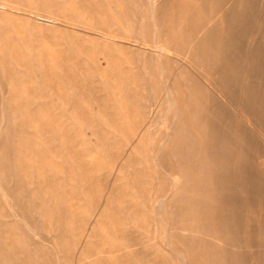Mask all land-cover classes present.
I'll return each mask as SVG.
<instances>
[{
  "label": "rangeland",
  "instance_id": "374dc122",
  "mask_svg": "<svg viewBox=\"0 0 264 264\" xmlns=\"http://www.w3.org/2000/svg\"><path fill=\"white\" fill-rule=\"evenodd\" d=\"M9 1H11V3L14 4L12 5L13 7L8 4ZM9 1L0 2L1 4L0 5V8H1L0 10L1 12L0 13V19H1L0 20V34L5 31L4 36L7 38L6 40L8 42L10 40L11 42V43L9 42L8 45L10 49L13 48L14 50L13 51L11 49L9 51L7 47H4V49H2L3 52L2 51L0 52V57H2L0 58L1 59L0 60V66H1L0 67V80H1L0 82L2 83L0 87L1 88L0 89L1 90L0 91V97H1L0 98V125L1 124L3 125V126L2 125L0 126V176H1L0 177V192H1L0 193V236H1L0 242L2 243V244L0 243V252L2 253V254L0 253V256L3 255V258H4L3 259L2 256L0 257V264L1 263L7 264L9 260L10 262L8 264H14V263L18 264V262H16L18 260H20L19 264L20 263L21 264H74L73 262H76L75 264L77 263L78 264H152V263L153 264H181V263L186 264V260H185L186 257L184 256L181 257V252H183V249L180 246V238L178 236L171 237V234H170V232H172L170 230L172 226L177 224V222H175L173 219L174 218L173 209L175 207L178 208L184 202H167V201L171 200L175 192L178 191L179 184L183 183V185L181 184L182 187L180 189L183 190V192L181 190V193H184L186 191L188 192L191 190V187L193 186L192 184L193 182L190 181L191 183L190 184L189 180H186V182L185 180L182 181L181 179L183 178L182 177L183 174L180 173V170H177L175 168H167V167L168 165L173 166L175 164L174 161L178 160L179 157H182L185 160L184 162L186 163V165L189 166L188 164H191L190 168L194 170L195 172H198L199 176L201 175L202 171H205L202 174L206 173V169L209 175L210 174L212 175V173L215 171V170H212V168L215 169V166H214L215 163L211 159L205 160L204 159L205 151L203 150L199 151L198 149L200 146H203V144L200 143V137L202 135L203 129L200 125L201 121H199L198 119H197L198 121H195L194 123L190 122L192 120L191 117L193 116H196V117H199V116H209L210 117L211 116V118L214 119V124L221 122V120H225L227 123L228 122L231 123V127H229L231 134H233L235 130H239V132L241 133V137L244 140V143L242 144L243 150H240L239 152L237 149H234L232 151L231 158H229L228 156V164L230 168V159L232 163H234V161L236 160L238 156L241 159H243L245 163H247L251 182H249V185H248L249 187H247L246 190H245V187L241 188L242 191L237 192L234 195V200L232 202L234 204V207L231 208V210L233 211L232 212L233 214L232 213L229 214L225 212H218V214L222 215L220 217L227 216L228 218L230 217L231 219L235 218L234 222L231 225L232 227H235V229L233 230L234 233H233L232 240L235 244L241 245V247L239 249L232 248V247H227V248L221 247L222 248L221 249L220 246H218L215 243V241L208 240L204 238L203 236H199L194 239V244H196L195 245L196 247L199 246L198 247L199 249L201 248L202 249L200 250L201 252L198 249L199 253L196 252L195 250L196 253H195V256H193L192 258V260L194 259L193 260L194 262L192 261V264H229V262L231 261L230 259L236 260L237 256H238V259L236 260L237 262H235V264L240 263L241 262L240 260L242 259H244V261L242 260L240 264H264V202H261L262 199L264 198V54L260 55V57L254 55V63H257L258 65H255L253 67L254 69L252 70V72L249 73L248 75L249 77L247 78L246 77L244 78V75L242 73L243 70L245 71V69L243 68H246V63L242 65V63L239 62L241 65L240 67L241 69H239L238 74H235V76L238 77L237 78L238 88L234 91V93L237 96L241 88H246L247 91L249 88V91L251 93L250 105L247 108H245L246 106L244 104L242 108H240L242 119H240L238 116L232 117L229 109H227L223 105H220L219 101H216V100H214L215 105L213 108V113H211L210 115L209 110L208 111L206 110L207 113L205 111H201L204 106H202L201 104H198L200 103L199 100H207L208 98H211L210 93H208L205 90V87L203 86L202 82H200L195 71H193L190 68L189 70L188 68H185V71L182 69L178 70V68H176L177 63L175 60V57L177 56L174 54V51L165 49L166 45L167 46L170 45L169 48L171 47L177 48L176 40H173V39L168 40V38H170L176 32L175 29L177 27L176 25L179 19V16H178L179 6L185 3L184 0H161V2L159 3L157 2L158 4L149 3V2L147 3V1L144 0L147 4L145 5L144 9L141 12L139 11V13L140 14L144 13L145 16L146 15L151 16V15L157 14L158 17L161 18V31H160L161 34L159 32L158 35H155L157 33L154 34L153 25L151 21L150 22L146 21V23H144V26L139 31H136V29L139 28L138 26H140V23L137 24L136 18L134 16L132 18V15H130L129 18L127 16L124 17V15L121 14V12L124 10H128L131 14L130 10L131 9L134 10L133 8H136V1H134L135 3H133L132 2L133 0H129V1L125 0L126 2L124 0H107V1L106 0H83V1L82 0H68V1L52 0V2H50L51 0H48L52 4L51 8L53 7L54 9L53 8L51 9L50 6H48L51 11L46 7H45L46 8L45 10L46 11L49 10L51 14L54 13V10L57 11L53 15L57 18L54 17L55 19L53 20H52L51 15H48V13H44V11L41 10L42 7L39 6V4H33V3L31 4V0L20 1L21 3L28 5V7L27 6L20 7V5H17V3H15V0H9ZM16 1H19V0H16ZM71 1L72 2L74 1V2L72 3ZM233 1L235 0H231V2ZM55 2L57 4H55ZM109 3L110 5H108ZM130 3L131 4L133 3L134 7H132L133 4L131 5ZM24 7L26 10L24 9ZM76 7L78 8V10L76 9ZM193 7H194V4L191 1L187 2L183 10L184 13L181 14V18H184V19L186 18V24H189L192 20V16L187 18L186 14ZM35 8H36V12L40 11L39 13L40 22L39 23L43 26L32 25V23L29 22L30 21L29 18H32L31 14L35 12L33 11L35 10ZM244 8L246 10H244ZM253 8H254V11H253ZM263 8H264V0H246V3L243 5V7L239 11V16L236 22L238 31L236 35L237 37L236 45L237 46L235 48V52L237 55H239V57L242 60L244 59L246 60L247 53L249 51H252V49H255L261 45H264V40H263L264 31L260 33L261 36L259 35V38L257 40L252 41L250 38L251 35L254 33V30L258 27L259 20L264 18V12L262 11ZM64 9L66 10L64 11ZM71 9H74V10H71ZM6 13H9V14H6ZM256 13L257 14L259 13L260 15H257ZM261 13L263 14L261 15ZM4 14L6 15L7 18L6 17L3 18ZM65 14L67 15V17H65L66 16ZM74 14H76L77 16L75 17V19H74V16H75ZM27 15L28 16L30 15L29 18ZM47 16H49L48 17V19L50 18L49 20H47L46 18ZM19 17L21 18L17 19ZM64 17H65V20H64ZM66 18L67 19L69 18L70 22L69 20H66ZM94 18H97V19L94 20ZM81 19L84 20V23H83V20ZM249 19H250V22L247 23L248 24L247 25L246 22ZM71 20L73 22H71ZM74 20L76 23L74 22ZM14 21L15 23H13ZM88 22H89V25H88ZM134 22H136V24ZM263 22H264V19H263ZM94 23H97V24H94ZM251 23L253 26H251ZM3 24H4V27H2ZM78 25L80 27H78ZM103 25H105V27H103ZM56 26H57V29L55 31ZM58 27L60 28L59 30L62 33L59 32ZM3 28L4 29L8 28V29L4 30ZM12 28L14 29V31ZM22 28H23V31H22ZM52 28L54 29L52 30ZM196 28L197 26H193L192 29L185 28L186 29L185 34L186 35L191 34L192 31L195 30ZM120 29H122L121 32H120ZM18 31H21V34ZM30 31L32 34L30 33ZM24 32L28 33L27 34L28 36L25 35ZM111 33L117 34L119 37H114L113 41L112 40L109 41L106 38H108L110 36L109 34ZM6 34H10V35H6ZM123 34L124 35L127 34L128 36L127 35L124 36ZM52 35H55V38H53ZM71 36L72 37L74 36L73 37L74 40L73 38H71ZM13 37H14L15 42L13 40ZM51 37L53 39H51ZM63 37H66V38L63 40ZM84 37H86L87 40H85ZM25 38L29 42H26ZM75 40H77V42ZM114 40L117 42H115ZM143 41H146L147 45H143L141 43ZM54 42L56 43L55 45H54ZM251 42H254V43L256 42V43L253 44L254 46H252ZM39 43L43 45L44 50L46 49L45 51H43V53L41 52L42 55L38 54L37 47H35ZM28 46H29V49H28ZM144 46H146V48ZM60 48H62L65 51L63 50L61 51ZM17 49H18V53L22 52L23 54L20 53L17 55ZM93 49H95V51ZM6 50H8L7 51L8 55L6 54ZM186 50H187V45H183L179 47L180 52L186 51ZM11 51H13L14 53ZM104 51L107 52V56H109V59L108 57L102 54V52ZM143 51L145 52L142 55ZM32 52L34 55L32 54ZM14 54L16 55L17 58L15 57ZM24 54L28 58V62L25 61L27 65L25 63L23 64L22 62H18L16 60L19 58H24L23 56H21ZM93 55L95 56L93 57ZM7 56L9 57L7 58ZM110 58L113 59V61ZM157 59H159L158 60L159 63L157 62ZM49 60H52L51 65H50ZM146 63H150V64L147 65ZM3 65L4 67L6 66L7 68L11 66L12 68L17 69L16 71L18 72V78H17L18 80H19V77L32 78L35 75L37 79L39 80V83L42 86L41 91L44 93L43 94L40 91V96L42 95L40 97L41 99L38 98L35 101H32L31 103V100L34 99L33 97L34 91L33 93L32 92L20 93L18 89H15L16 91L14 89H13L14 91L10 90L9 79L6 77V80L5 79L3 80V77H2L4 76L2 75L3 68H4ZM35 65H38V66H35ZM26 67L28 68L26 69ZM40 67H44V68L41 69ZM50 69L51 70L55 69V71H53L54 73H50L51 72ZM103 69L105 73L103 72ZM144 70H146V72H144ZM153 71L155 72L153 73ZM46 72L48 73V75L51 74L53 76H59V77H62L63 79L64 78L66 79L67 75L70 76L69 81L72 82L73 84L71 85L72 88L68 89V94L71 97L72 102L68 103L66 101L67 100L65 99L66 92L58 94L56 90L53 91V90L47 89L44 86V81H43L44 76L43 75ZM131 72L134 74L132 75ZM19 73L22 75H20ZM151 73L155 75H152ZM54 74H57V75H54ZM149 74L151 77H149ZM29 75L32 77H30ZM163 75H165V77ZM172 76H173L172 78L173 81L172 80L168 81V79L170 80ZM136 77L138 78V80ZM18 80H15V81L17 82ZM104 80L106 82H104ZM139 80L140 81L143 80V81L140 83L138 82ZM128 82L130 83V85L128 84ZM162 83L164 84L162 85ZM141 84H143L142 86H144L143 89H142ZM154 84L155 86L158 85L155 89H153ZM5 86H6V89H4ZM2 88L4 90H2ZM192 88L193 89L195 88V91L199 90V92H196V95L194 98L195 100L192 99L195 94V91ZM162 89L165 92H166L165 89H170L172 98L171 96H169L168 100L165 99L167 101L163 103L162 110L159 112H155L157 108L155 107V105H152V104L154 103L153 101L156 100V96L158 95L157 97L159 98V95L163 96L166 94L165 92H162V94H160L161 91H163ZM43 90H45L46 93ZM105 90H108V91H105ZM259 91L262 92L261 98L258 96V93H257ZM137 92H139L140 95L137 96L138 94ZM155 92L157 95L155 94L154 96L153 93ZM192 92L193 94H191ZM111 93L113 97L111 96ZM14 94L16 97L14 96ZM132 95L134 96V98ZM140 96L143 98H140ZM151 96L155 98H152ZM28 97H32V98L28 99ZM114 97L116 98L115 100H114ZM182 98L184 102L182 101ZM12 99H15L17 102H19L20 106L21 105L22 106L31 105V107L33 108H37V107L40 109L43 108L41 109L42 111L41 115L43 116V118L39 120L40 123H42L43 121H44L43 124L46 122H51L53 123V125L52 126L36 125L35 123H33V121L30 122L29 118H24L22 120L18 116H15L16 113H14L12 110L8 108L9 106H11V104L14 101ZM142 99L144 101L146 99L147 100L145 101V103H143ZM25 100L26 101L30 100V101L29 102L27 101L28 102L27 103V102H24ZM188 100H191V101H188ZM139 101L141 102L139 103ZM170 101L172 102L175 101L176 103L175 102L172 103ZM194 101H196V103ZM52 102L55 104L56 110L60 112L64 110L63 112L65 114L69 112L68 115L64 114L66 118L59 117V116L50 117L49 118L51 119L50 121L48 118H46L45 108L49 106L54 109V104H52ZM132 102H133V105H131ZM43 103H47V105L46 104L43 105ZM48 104H52V105H48ZM79 104H81L80 108H79ZM139 104L142 105L143 107L139 106ZM112 106L113 108L111 110ZM174 106L175 107L177 106V108L175 109ZM63 107L64 109H62ZM74 107L77 109L75 113L73 111ZM78 108L83 111H79ZM171 108H173L174 110ZM91 109H94V110H91ZM190 109L194 112H192ZM237 109H239L238 106L234 108V111L236 112ZM84 110L86 111L84 112ZM141 110H143V113ZM83 113L89 114V116L84 115L86 116L84 118L82 117ZM141 113L143 115H141ZM172 113L174 115H172ZM15 118H18V119H15ZM61 118L63 122H65V124H61L63 122H59ZM170 118L175 119V120L173 121ZM185 118H187L186 121H185ZM125 119H128L130 123H128V121ZM146 119H147V122H146ZM70 120L72 121V123ZM116 120L118 121L116 122ZM244 120H247V122ZM57 121L61 124V126H59V123ZM17 122L18 123L20 122V123L18 124ZM97 122L99 123V125L96 124ZM119 122L122 125L121 124L118 125ZM66 123H68L69 125H67ZM82 123H84V125ZM136 123H138L139 125ZM148 123L151 127L148 126ZM181 123H183V125ZM170 124H173V125H170ZM18 125H21V127ZM57 126H59L60 128H58ZM30 127H32V129H30ZM53 128L54 129L57 128L56 131ZM123 128L124 130L125 129L126 130L125 131L122 130ZM132 128H133V131H132ZM179 128H182L183 130L182 129L178 130ZM85 131H86V134H85ZM126 131H130V132H126ZM144 131H145V136H144L145 138L143 137V140H142V138L140 137L141 136L140 134H142ZM177 132L180 133L181 136L178 135ZM106 133L108 136H106ZM128 133L129 134L131 133V134L129 135ZM200 133L201 135H199ZM191 135H194V136H191ZM196 136H198V138H196ZM146 137L149 138L148 141L146 140L147 139ZM188 137L189 138L191 137V139L189 140ZM25 138L26 139L30 138V139L29 141L28 140L25 141ZM183 138L188 140V141L186 140L188 142V143L186 142L187 146H185V141H183ZM11 139H13L12 140L13 142L10 141ZM110 139H112L113 141ZM167 139H169L170 141ZM192 139L194 140L195 143H193ZM49 140H52V141H49ZM83 140L87 141V143H85ZM120 141H122V143ZM145 141H147L149 144H147V142L144 143ZM171 141L173 143H171ZM34 142L37 145L36 144L34 145ZM41 143L43 144V146ZM94 143H95V147H94ZM167 143H169L170 145H167ZM54 146H57L58 148L56 147L54 148ZM81 147L84 148V152L86 153L81 152L82 151ZM167 147L169 151H167ZM53 148L55 149V151ZM131 148L135 150V153H134V150H132L133 152H131ZM187 148L188 150H185ZM193 148H196L198 150L193 149ZM49 150L50 151L52 150V151L50 152ZM47 151L49 155L47 154ZM41 152H43V155H42L43 158L41 157V154H42ZM94 152L96 153L94 154ZM176 153L178 154L176 155ZM145 154H147V156ZM80 155H81V159H80ZM97 155H98V158H97ZM140 155H142V157ZM174 155L176 156L174 157ZM126 156L128 157V160H125L127 159ZM52 157H54V159ZM95 157L98 160H96ZM28 158H31V159H28ZM144 158H147V159L149 158L150 160H147ZM37 159H39V162ZM158 159L159 161H157ZM145 160L147 161L145 162ZM196 160H202V162H199ZM136 161H138L139 164ZM191 161L194 162V164L191 163ZM210 161L213 162L212 165ZM92 162H95V164L97 165H94V163ZM135 162H136V165H135ZM156 162L157 164L155 167L161 166V167H158V169L160 168L161 170L159 169V171L157 172V168H155L156 171L153 172L154 168H150V167H153L152 165H155ZM224 163L227 165L226 159H224ZM68 164H69V167H68ZM127 164H128V167H127ZM137 165L138 166L141 165L140 166L141 172H140V168L139 170H137L138 169ZM192 165L194 166L192 167ZM92 166L94 168H92ZM26 167L27 169L28 167L31 169H28L27 171ZM70 167L73 169H71ZM95 167H97V169ZM134 167L135 168L137 167V168L135 169ZM8 168H11L12 171L11 170L9 171ZM91 168L93 171L91 170ZM114 168L115 169L117 168L116 169L117 171L114 170ZM98 169L101 171L103 170L102 171L103 173H101ZM94 170L97 171V173H95L96 175L92 173L94 172ZM50 171L52 172L50 173ZM71 171L73 173H71ZM137 171H139L138 172L139 174L137 173ZM156 172L159 175H157ZM119 173L122 175H120ZM168 173L170 174V176ZM142 174L143 176L141 177L140 175ZM214 174L212 175V177L214 176ZM90 176L93 177V179ZM199 176L197 175V177L200 179L201 176L203 175H201L200 177ZM12 177H13V181H12ZM99 177H101L102 179H99ZM112 177L113 179L117 178L118 184L113 192V195L109 198L108 200L109 204H108V201H105L106 194L103 191L104 189L107 188V187L105 188V186H107L109 182L110 183L112 182L113 180ZM120 177H124V178L126 177L125 178L126 180L124 178L121 179ZM168 177H169V180H168ZM174 178L177 180H175ZM17 179H18V183H17ZM91 179L93 180L92 183H91ZM105 180L107 183L105 182ZM124 181L126 182V184H124ZM93 183L94 185H92ZM143 183L146 185V187ZM186 183H189L191 186ZM56 184L57 185L59 184L60 186L58 185L57 187ZM137 184H140L138 185V188H137L139 189L140 192L138 190L136 191H138L140 194L136 192L135 190H133L132 188L133 186L135 189ZM62 185L63 186L65 185V186L63 187ZM119 185H122V186L120 187ZM124 185H125V188H124ZM158 185L159 187L157 188ZM102 186L104 188H101ZM126 186H128L129 189ZM92 187L93 189H91ZM99 187L101 188V190H99L100 192L98 191ZM185 187H186V190H185ZM121 188H122V191L125 192V194L127 192L128 193L126 195L123 194L124 192L120 190ZM38 189L39 191H37ZM144 190H145V193L142 192ZM118 191H121L123 196L121 192L119 196ZM91 193H93V195ZM143 193L146 195V197ZM14 194L16 197H18L17 199L20 202L16 201L17 199L15 196H13ZM159 195L162 197H160ZM9 196L11 197V199L9 198ZM75 196L79 199H77ZM130 196H131V199H130ZM7 197L9 198V200L6 199ZM120 198L122 200L125 198L124 200L127 202H125L124 200L122 201ZM225 198H228L227 194H225ZM110 200L112 201L110 202ZM106 202L108 205L106 204ZM197 203L199 204V202ZM200 203L202 204L200 205V208L203 214H205L206 211L209 212L206 209H210L211 206L213 207L212 209H216L217 205L218 206L222 205L223 208H225L224 206L228 205L227 202H200ZM100 204H102L103 206ZM128 204L129 206H127ZM142 204L146 208H144ZM134 206H137V207H134ZM107 207L108 209L109 207H112L113 209L112 208L110 209L116 212H112V215H111V210L110 209L108 210ZM98 208L102 209V210L99 209L101 212L98 210ZM133 208L135 210L137 209L138 211L136 210L135 212ZM23 210L26 211V214H24L25 211L21 212ZM17 211L19 214L21 213L20 215L21 217H19V215L16 213ZM99 212L100 214H103V215H100ZM43 213H45L46 215ZM139 213H140V216H139ZM222 213H224V215ZM16 214L18 217L16 216ZM38 215L41 218H39ZM97 215L101 217V219ZM136 215L139 217H135ZM20 218L22 220H20ZM24 218L25 219L27 218L26 221L29 227H27V224ZM67 218H68V221H67ZM36 219H37V222L35 221ZM40 219L41 221L39 222ZM99 220H103V223L102 221H99ZM122 221H125V222H122ZM42 222L43 223L45 222V224H43ZM100 222H101V225H100ZM185 223L186 222H184V225ZM32 225L35 227L31 228L30 226ZM103 225H105L106 227ZM121 226L122 227L124 226L125 228L123 227V229L121 230L122 228ZM35 228L36 230H32ZM52 229L53 231H51ZM93 229L95 230L93 231ZM63 230H66V231L64 232ZM83 232L84 234L85 232H87L88 234L86 233V235H84L82 234ZM5 234L8 236H6ZM54 234L56 235L59 234L58 236L60 237L56 236L57 237L56 238ZM62 235L65 237H63ZM89 235H91V237ZM84 236L86 239L84 238ZM80 237H81V240L83 238L85 240L83 239L81 241ZM127 237H129V239H127ZM52 240L54 242H52ZM22 241L27 242L26 243L27 246L24 245L25 243ZM35 243L37 245H35ZM201 243H204V244H201ZM78 244H79V247H78ZM195 246H194V249L196 248ZM86 247L87 249H85ZM2 248L4 249L3 251L6 252V255L9 256L8 257L9 260L5 259L7 258V256H5V253L2 251ZM169 248L172 250L171 252ZM39 249H41V251ZM236 250L237 252L239 251V253H237ZM8 251H10L11 253ZM76 251H77V254H76ZM95 251L99 253L96 254ZM120 251H122V254H120L121 253ZM177 251H179L178 252L179 254L176 253ZM220 251H222L224 255L222 254V252L219 253ZM41 252H43L45 255ZM104 252L106 253L103 254ZM41 254H43L44 256ZM196 254H199V255H196ZM200 254H201L200 258L196 257V256H200ZM217 254H219L218 256L220 259L217 258L218 257ZM215 255L217 257H215ZM14 257H16L17 259ZM74 257L76 258V260ZM239 257L242 259H240ZM224 259L227 261L229 260V262L225 261ZM5 260L6 262L4 263ZM184 260L185 262L183 263ZM206 260L208 263L206 262ZM231 263H233V261H231Z\"/></svg>",
  "mask_w": 264,
  "mask_h": 264
},
{
  "label": "bare ground",
  "instance_id": "6f19581e",
  "mask_svg": "<svg viewBox=\"0 0 264 264\" xmlns=\"http://www.w3.org/2000/svg\"><path fill=\"white\" fill-rule=\"evenodd\" d=\"M4 2V1H9V0H0V2ZM20 1H22V0H19V1H16L15 0V3H17V5H20V7H23V6H27L28 7V5H25L24 3H21ZM24 1V0H23ZM64 1V0H63ZM66 1H68V0H66ZM83 1V0H82ZM107 1V0H106ZM125 1V0H124ZM129 1V0H128ZM134 1H136V8H133L134 10H130L131 11V14H130V12L128 11V10H124V11H122L121 12V14L122 15H124V17L125 16H127L128 18L130 17V15H132V18H133V16L136 18V22H137V24L138 23H140V26H138L137 28L138 29H136V31H139L143 26H144V23H146V21H151V23H152V25H153V30H154V34L155 33H157V34H155V35H158V33L161 31V18L160 17H158V15L157 14H154V15H151V16H148V15H144V13H142V14H140L139 13V11L141 12L143 9H144V7H145V5L149 2V3H155V4H158L159 2H161V0H146L147 1V3L144 1V0H133L132 2L133 3H135ZM189 1H191L193 4H194V7L192 8V9H190L188 12H187V18H189V17H191L192 16V20H191V22L189 23V24H186V18L184 19V18H181V14H183L184 13V7H185V5H186V3L187 2H189ZM229 0H184V4H182L181 6H179V19H178V23H177V27H176V29H175V34L174 35H172L170 38H168V40L169 39H173V40H176V47L177 48H169V46H167L166 45V47H165V49L166 50H172V51H174V54L177 56V57H175V60H176V63H177V67L176 68H178V70H184L185 71V68H188V70H189V68L190 69H192L193 71H195V73H196V75H197V77L199 78V80H200V82H202V84H203V86L205 87V90L208 92V93H210V97L211 98H208L207 100H199L200 101V103H198V104H201L202 106H204L203 107V109L201 110V111H205L206 113H207V111L209 110L210 111V115H211V113H213V108H214V100H216V101H219V104L220 105H223V106H225L227 109H229V111H230V113H231V115H232V117H234V116H238L240 119H242V116H241V112H240V108H242V106L245 104V108H247L249 105H250V96H251V93H250V91H249V88H248V91H247V89L246 88H241V90H240V92H239V94H237V96L235 95V93H234V91L238 88V80H237V76H235V74H238V72H239V69H241L240 67H241V65H240V63L239 62H241L242 63V65L244 64V63H246V68H243V69H245V71L243 72L242 71V73H243V75H244V78L246 77H249L248 75H249V73L250 72H252V70L254 69L253 67L255 66V65H258L257 63H254V55H256V56H258V57H260V55H262V54H264V45H261V46H259V47H257V48H255V49H252V51H249L248 53H247V57H246V60L244 59V60H242L240 57H239V55H237L236 54V52H235V48H236V39H237V37H236V35H237V31H238V28H237V26H236V22H237V18H238V16H239V11H240V9L243 7V5L246 3V0H235V1H233V2H231V0L228 2ZM50 2H52V0L50 1ZM48 0H31V4L33 3V4H39V6H41L42 7V9L41 10H43L44 11V13H48V15H51V17H52V20L53 19H55V18H57V17H55V16H53L54 15V13L55 12H57L56 10H54V13L53 14H51L50 12H49V7L48 6H50V8H51V3H50ZM60 2V1H59ZM72 2V1H71ZM74 2V1H73ZM72 2V3H73ZM126 2V1H125ZM131 2V1H130ZM158 2V3H157ZM54 3V2H53ZM95 3V2H94ZM132 3V4H133ZM9 5H14L13 3H11V1H9V3H8ZM55 4H57L56 2H55ZM70 4V3H69ZM68 4V5H69ZM101 4H102V2H101ZM129 4V3H128ZM131 4V3H130ZM131 4V5H132ZM1 5V4H0ZM2 5H3V3H2ZM71 5V4H70ZM77 5V4H76ZM108 5H110V3L108 4ZM254 5V4H253ZM15 6H16V4H15ZM34 6V5H33ZM62 6V5H61ZM83 6V5H82ZM152 6V5H151ZM10 7V6H9ZM13 7V6H12ZM25 7H24V9H25ZM30 7V6H29ZM48 8L49 10L48 11H46L45 9L46 8ZM123 7V6H122ZM132 7H134V4L132 5ZM53 8V7H52ZM51 8V9H52ZM64 8H66V7H64ZM69 8H71V7H69ZM112 8V7H111ZM110 8V9H111ZM246 8V7H245ZM244 8V10H246ZM248 8H249V6H248ZM247 8V9H248ZM29 9V8H28ZM34 9V8H33ZM54 9V8H53ZM76 9L78 10V8L76 7ZM89 9V8H88ZM0 10H1V8H0ZM20 10V9H19ZM26 10V9H25ZM32 10V9H31ZM66 9H64V11H65ZM69 10V9H68ZM67 10V11H68ZM71 10H74V9H71ZM87 10V9H86ZM261 10V9H260ZM30 11V10H29ZM33 11H35L34 13H32L31 15H32V18H29V16H28V18L30 19V23H32V25H39V26H43V25H41L39 22V13H40V11H37L36 12V8H35V10H33ZM51 11V10H50ZM63 11V12H64ZM150 11H151V9H150ZM250 11V10H249ZM253 11H254V8H253ZM263 12H264V8H263V10H262ZM261 11V12H262ZM15 12V11H14ZM25 12V11H24ZM28 12V11H27ZM73 12H75V11H73ZM87 12V11H86ZM104 12V11H103ZM244 12V11H243ZM247 12H248V10H247ZM246 12V13H247ZM251 12V11H250ZM255 12H256V10H255ZM260 12V11H259ZM1 13V12H0ZM16 13V12H15ZM43 13V14H44ZM61 13V12H60ZM59 13V14H60ZM66 13V12H65ZM71 13V12H70ZM77 13V12H76ZM80 13V12H79ZM6 14H9V13H6ZM73 14V13H72ZM78 14V13H77ZM81 14V13H80ZM88 14V13H87ZM255 14V13H254ZM257 14V13H256ZM263 13H261V15H262ZM5 15V14H4ZM3 15V18L4 17H6V15L4 16ZM18 15V14H17ZM46 15V14H45ZM63 15V14H62ZM66 15V14H65ZM75 15V16H74ZM73 16H74V19H75V17H77L76 16V14H74ZM241 15V14H240ZM248 15V14H247ZM257 15H260L259 13L257 14ZM21 16V15H20ZM23 16H25V15H23ZM22 16V17H23ZM42 16V15H41ZM64 16V15H63ZM48 17L49 16H47L46 18H47V20H49L48 19ZM55 17V18H54ZM65 17H67V15L65 16ZM65 17H64V20H65ZM126 17V18H127ZM243 17V16H242ZM250 17V16H249ZM7 18V17H6ZM5 18V19H6ZM21 17H19V18H17V19H20ZM27 18V17H26ZM25 18V19H26ZM80 18H82V17H80ZM261 18V17H260ZM28 19V20H29ZM79 19V18H78ZM85 19V18H84ZM95 19H97V18H94V20ZM255 19H256V17H255ZM264 19V18H263ZM263 19H260L259 20V25H258V27L254 30V33L251 35V40L253 41V40H257L258 38H259V35H260V33L261 32H263L264 30H263V28H264V22H263ZM1 20V19H0ZM66 20H69V18L67 19L66 18ZM81 20H83V19H81ZM8 21V20H7ZM11 21H12V19H11ZM16 21V20H15ZM15 21L13 22V23H15ZM55 21H57V20H55ZM4 22H5V20H4ZM19 22V21H18ZM69 22H70V20H69ZM71 22H73L72 20H71ZM74 22H75V20H74ZM136 22H134L135 24H136ZM250 22V19L246 22V24L247 23H249ZM2 23V22H1ZM9 23V22H8ZM12 23V22H11ZM56 23V22H55ZM76 23V22H75ZM83 23H84V20H83ZM255 23H256V21H255ZM7 24V23H6ZM18 24H20V23H18ZM48 24V23H47ZM67 24V23H66ZM71 24V23H70ZM94 24H97V23H94ZM2 25V24H1ZM13 25V24H12ZM16 25V24H15ZM56 25V24H55ZM58 25V24H57ZM68 25V24H67ZM87 25V24H86ZM86 25H85V27H86ZM88 25H89V22H88ZM248 25V24H247ZM20 26V25H19ZM38 26V27H39ZM61 26V25H60ZM77 26V25H76ZM137 26V25H136ZM193 26H197V28L195 29V30H193L192 31V33L191 34H188V35H186L185 34V30L186 29H192V27ZM251 26H253L252 25V23H251ZM250 26V27H251ZM2 27H4V24H3V26ZM78 27H80L79 25H78ZM103 27H105V25H103ZM50 28V27H49ZM124 28V27H123ZM186 28V29H185ZM4 29V28H3ZM8 29V28H7ZM6 28L4 29V30H7ZM13 29V28H12ZM51 29V28H50ZM49 29V30H50ZM54 28H52V30H53ZM56 29H57V26L55 27V31H56ZM60 28L58 27V30H59ZM62 30V29H61ZM83 30V29H82ZM90 30V29H89ZM121 30L122 29H120V32H121ZM124 30V29H123ZM248 30V29H247ZM250 30V29H249ZM252 30V29H251ZM13 31H14V29H13ZM22 31H23V28H22ZM91 31V30H90ZM136 31H134V32H136ZM5 32V31H4ZM1 33L0 34V52L2 51V49H4V47H7V49H9V51L12 49L13 50V48H11L10 49V47H9V42H10V40H9V42L6 40L7 38L4 36L5 35V33ZM20 34H21V31H18ZM54 32V31H53ZM59 32H61L60 30H59ZM113 32V31H112ZM25 33V32H24ZM30 33H31V31H30ZM49 33V32H48ZM62 33V32H61ZM69 33V32H68ZM14 34V33H13ZM28 33H25V35H27ZM32 34V33H31ZM36 34V33H35ZM55 34V33H54ZM66 34V33H65ZM64 34V35H65ZM160 34H161V32H160ZM6 35H10V34H6ZM34 35V34H33ZM60 35V34H59ZM59 35H57V36H59ZM63 35V36H64ZM67 35H69V34H67ZM70 35H72V34H70ZM93 35V34H92ZM110 36L108 37V38H106V39H108L109 41L110 40H112L113 41V39H114V37H119L117 34H114V33H111V34H109ZM124 35V34H123ZM127 35V34H126ZM126 35H124V36H126ZM249 35V34H248ZM28 36V35H27ZM53 36V38H55V35H52ZM61 36V35H60ZM128 36V35H127ZM261 36V35H260ZM12 37V36H11ZM16 37V36H15ZM39 37V36H38ZM62 37V36H61ZM74 37V36H73ZM72 36H71V38H73ZM96 37H97V35H96ZM34 38H35V36H34ZM52 37H51V39H53ZM58 38H60V37H58ZM66 37H63V40L65 39ZM85 38V40H87L86 39V37H84ZM247 38V37H246ZM27 39H28V37H27ZM30 39V38H29ZM83 39V38H82ZM93 39H94V37H93ZM13 40H14V37H13ZM25 40H26V38H25ZM40 40V39H39ZM43 40V39H42ZM67 40V39H66ZM73 40H74V38H73ZM91 40V39H90ZM264 40V39H263ZM33 41H34V39H33ZM32 41V42H33ZM50 41V40H49ZM48 41V42H49ZM76 42H77V40H75ZM92 41V40H91ZM115 41V40H114ZM14 42H15V40H14ZM26 42H29V41H27L26 40ZM83 42V41H82ZM115 42H117V41H115ZM11 43V42H10ZM52 43H53V41H52ZM108 43V42H107ZM143 45H147V43H146V41H143V42H141ZM249 43H250V41H249ZM256 43V42H255ZM254 42H251V44H252V46H254L253 44H255ZM56 43L54 42V45H55ZM11 45V44H10ZM21 45V44H20ZM59 45V44H58ZM57 45V46H58ZM132 45V44H131ZM183 45H187V50L186 51H182V52H180L179 51V47L180 46H183ZM23 46V45H22ZM51 46V45H50ZM60 46V45H59ZM62 46V45H61ZM83 46V45H82ZM81 46V47H82ZM249 46H250V44H249ZM14 47V46H13ZM24 47V46H23ZM33 47V46H32ZM35 47H37V50H38V54L39 55H42L41 54V52L43 53V51H45L44 50V47H43V45L41 44V43H39L37 46H35ZM111 47H112V45H111ZM145 48H146V46H144ZM83 48V47H82ZM88 48H89V46H88ZM106 48V47H105ZM253 48V47H252ZM19 49V48H18ZM18 49H17V55L18 54H20V53H22V52H19L18 53ZM28 49H29V46H28ZM27 49V50H28ZM61 49V51L63 50L62 48H60ZM69 49H71V48H69ZM142 49V48H141ZM249 49H251V48H249ZM248 49V50H249ZM26 50V49H25ZM33 50V49H32ZM57 50V49H56ZM94 51H95V49H93ZM245 50V49H244ZM8 50H6V54L8 55V52H7ZM14 51V50H13ZM13 51H11V52H13ZM20 51V50H19ZM63 51H65V50H63ZM70 51V50H69ZM91 51V50H90ZM89 51V52H90ZM3 52V51H2ZM4 52H5V50H4ZM11 52H10V54H11ZM30 52V51H29ZM77 52H79V51H77ZM83 52V51H82ZM144 52L145 51H143V53H142V55L144 54ZM14 53V52H13ZM72 53V52H71ZM70 53V54H71ZM84 53V52H83ZM105 53V54H104ZM23 54V53H22ZM32 54H33V52H32ZM62 54V53H61ZM94 54V53H93ZM102 54L103 55H105L106 57H108V59H109V56H107V52H102ZM15 55V54H14ZM34 55V54H33ZM54 55H56V54H54ZM65 55V54H64ZM74 55V54H73ZM158 55V54H157ZM10 56V55H9ZM9 56H7V58L9 57ZM21 56H23L24 58H19V59H16L18 62H22L23 64L25 63L26 64V62H28V58L26 57V55L24 54V55H21ZM20 56V57H21ZM48 56V55H47ZM91 56V55H90ZM95 55H93V57H94ZM15 57H16V55H15ZM14 57V58H15ZM36 57V56H35ZM56 57V56H55ZM111 57V56H110ZM0 58H2V57H0ZM17 58V57H16ZM77 58H78V56H77ZM76 58V59H77ZM82 58V57H81ZM119 58H121V57H119ZM56 59V58H55ZM111 59V58H110ZM146 59V58H145ZM1 60V59H0ZM10 60V59H9ZM30 60V59H29ZM35 60V59H34ZM81 60V59H80ZM112 61H113V59H111ZM158 60L159 59H157V62H158ZM26 61V62H25ZM36 61V60H35ZM50 61V65H51V61L52 60H49ZM115 61V60H114ZM145 61V60H144ZM2 62V61H1ZM13 62V61H12ZM79 62V61H78ZM119 62V61H118ZM21 63V64H22ZM34 63V62H33ZM87 63V62H86ZM159 63V62H158ZM30 64H32V63H30ZM40 64V63H39ZM83 64H85V63H83ZM89 64V63H88ZM137 64V63H136ZM145 64V63H144ZM147 65L148 64H150V63H146ZM155 64V63H154ZM2 65V64H1ZM13 65V64H12ZM27 65V64H26ZM25 65V66H26ZM123 65V64H122ZM146 65V66H147ZM24 66V65H23ZM35 66H38V65H35ZM53 66V65H52ZM89 66V65H88ZM106 66V65H105ZM143 66H145V65H143ZM1 67V66H0ZM3 67H4V65H3ZM122 67V66H121ZM127 67H128V65H127ZM242 67H244V66H242ZM28 67H26V69H27ZM38 68V67H37ZM36 68V69H37ZM41 69H43L44 67H40ZM51 68V67H50ZM61 68V67H60ZM108 68V67H107ZM148 68V67H147ZM102 69V68H101ZM130 69H131V67H130ZM129 69V70H130ZM144 69H145V67H144ZM17 69H14V68H12L11 66H9V68H7L6 66L3 68V74L2 75H4V76H2L3 77V80L5 79L6 80V77L9 79V84H10V90H15V89H18L19 91H20V93H26V92H32L33 93V91H34V99L33 100H31V103H32V101H35L36 99H41L40 97L42 96H40V91H41V84L39 83V80L37 79V77L34 75L33 77L32 76H30V77H32V78H23V77H19V80L17 79L18 78V72L16 71ZM109 70V69H108ZM177 70V69H176ZM175 70V71H176ZM32 71V70H31ZM50 73H54L53 71H55V69H50ZM56 71H57V69H56ZM87 71V70H86ZM131 71V70H130ZM160 71H161V69H160ZM159 71V72H160ZM174 71V72H175ZM187 71V70H186ZM191 71V70H190ZM103 72H104V69H103ZM123 72V71H122ZM134 72V71H133ZM144 72H146V70H144ZM149 72V71H148ZM147 72V73H148ZM155 71H153V73H154ZM169 72V71H168ZM173 72V73H174ZM24 73V72H23ZM87 73V72H86ZM85 73V74H86ZM105 73V72H104ZM124 73V72H123ZM132 73V72H131ZM137 73V72H136ZM141 73V72H140ZM150 73V72H149ZM20 74V73H19ZM25 74V73H24ZM59 74V73H58ZM134 73H132V75H133ZM152 74V73H151ZM160 74V73H159ZM194 74V73H193ZM20 75H22V74H20ZM54 75H57V74H54ZM106 75H108V74H106ZM123 75V74H122ZM152 75H155V74H152ZM157 75V74H156ZM173 75V74H172ZM195 75V74H194ZM24 76H26V75H24ZM39 76V75H38ZM44 86L47 88V89H50V90H53V91H57V93L58 94H60V93H63V92H66V97H65V99H67L66 101L69 103V102H72L71 101V97L69 96V94H68V89H70V88H72L71 87V85L73 84L72 82H70L69 81V78H70V76H68L67 75V77H66V79L64 78H62V77H59V76H53V75H48V73L46 72L44 75ZM89 76V75H88ZM94 76H95V74H94ZM164 77H165V75H163ZM122 77V76H121ZM135 77V76H134ZM134 77H133V79H134ZM145 77V76H144ZM149 77H151L150 76V74H149ZM148 77V78H149ZM153 77V76H152ZM167 77V76H166ZM176 77H177V75H176ZM89 78V77H88ZM97 78V77H96ZM137 78V77H136ZM140 78V77H139ZM170 78V77H169ZM173 76L171 77V79L169 80L168 79V81H173ZM104 79H106V78H104ZM142 79V78H141ZM145 79V78H144ZM166 79V78H165ZM15 80H18L17 82L15 81ZM137 80H138V78H137ZM137 80H135V81H137ZM1 81V80H0ZM8 81V80H7ZM6 81V82H7ZM41 81V80H40ZM143 81V80H142ZM142 81H138V82H142ZM147 81V80H146ZM145 81V82H146ZM158 81V80H157ZM157 81H156V83H157ZM188 81V80H187ZM190 81V80H189ZM4 82V81H3ZM104 82H106L105 80H104ZM103 82V83H104ZM159 82V81H158ZM100 83V82H99ZM134 83V82H133ZM172 83V82H171ZM170 83V84H171ZM102 84V83H101ZM128 84L130 85V83L128 82ZM135 84V83H134ZM144 84V83H143ZM143 84H141V86L143 85ZM164 83H162V85H163ZM187 84V83H186ZM189 84V83H188ZM248 84V83H247ZM1 85H2V83L0 82V87H1ZM6 85V84H5ZM103 85V84H102ZM133 85V84H132ZM245 85V84H244ZM128 86V85H127ZM147 86V85H146ZM151 86V85H150ZM158 86V85H157ZM157 86H155V84H154V86H153V89H155ZM169 86V85H168ZM171 86V85H170ZM104 87H105V85H104ZM137 87V86H136ZM193 87V86H192ZM44 88V87H43ZM42 88V89H43ZM95 88V87H94ZM108 88V87H107ZM132 88V87H131ZM139 88V87H138ZM144 88V86H142V89ZM150 88V87H149ZM160 88H161V86H160ZM166 88V87H165ZM168 88V87H167ZM1 89V88H0ZM4 89H6V86H5V88ZM3 88H2V90H4ZM8 89V88H7ZM105 89V88H104ZM109 89V88H108ZM151 89V88H150ZM171 89H172V87H171ZM193 89V88H192ZM191 89V90H192ZM13 90V91H14ZM110 90V89H109ZM137 90V89H136ZM145 90V89H144ZM152 90V89H151ZM150 90V91H151ZM163 90V89H162ZM166 90V92L163 90V91H161V93L160 94H162V92H165L166 94L165 95H159V98L157 97L158 95L156 94V92L155 93H153V95L155 96V94L157 95L156 96V100L155 101H153L154 103L152 104V105H155V107L157 108V110L155 111V109H154V111L155 112H159V111H161L162 110V106H163V103L164 102H166L167 100H168V97L169 96H171V98H172V95H171V90L170 89H165ZM194 91H195V88L193 89ZM1 91V90H0ZM16 91V90H15ZM44 92H45V90H43ZM105 91H108V90H105ZM155 91V90H154ZM153 91V92H154ZM160 91V90H159ZM193 91V92H194ZM42 92V91H41ZM125 92V91H124ZM136 92V91H135ZM141 92V91H140ZM142 92H143V90H142ZM175 92V91H174ZM191 92V91H190ZM193 92L191 93V94H193ZM196 92H199V90H196L195 91V94H194V96H193V98L192 99H194L195 98V95H196ZM2 93V92H1ZM9 93H11V92H9ZM13 93V92H12ZM43 93V92H42ZM46 93V92H45ZM138 94H137V96L138 95H140L139 94V92H137ZM258 93V96L261 98L262 97V92L261 91H259V92H257ZM4 94H5V92H4ZM16 94V93H15ZM15 94H14V96H15ZM44 94V93H43ZM72 94V93H71ZM106 94H108V93H106ZM126 94V93H125ZM144 94V93H143ZM151 94V93H150ZM13 95V94H12ZM22 95V94H21ZM64 95V94H63ZM63 95H62V97H63ZM109 95H110V93H109ZM145 95V94H144ZM152 95V94H151ZM152 95V96H153ZM29 96V95H28ZM111 96L113 97V95H112V93H111ZM129 96V95H128ZM133 96V95H132ZM151 96V97H152ZM16 97V96H15ZM45 97V96H44ZM95 97V96H94ZM119 97V96H118ZM131 97V96H130ZM185 97V96H184ZM1 98V97H0ZM9 98V97H8ZM30 98H32V97H28V99H30ZM48 98V97H47ZM88 98V97H87ZM121 98V97H120ZM133 98H134V96H133ZM140 98H143V97H141L140 96ZM152 98H155V97H152ZM3 99V98H2ZM17 99V98H16ZM42 99H44V98H42ZM107 99V98H106ZM111 99V98H110ZM116 98L114 97V100H115ZM122 99V98H121ZM136 99V98H135ZM165 99H167V100H165ZM176 99V98H175ZM12 100H14L13 101V103L11 104V106H9L8 108L10 109V110H12L14 113H16V115L15 116H18L19 118H21L22 120L24 119V118H29L30 119V122H32L33 121V123H35L36 125H43V126H52L53 125V123H51V122H46V123H44L43 124V122L42 123H40V119H42L43 118V116L41 115V109H43V108H33V107H31V105H24V106H20L19 105V102H17L15 99H12ZM21 100V99H20ZM46 100V99H45ZM50 100V99H49ZM140 100V99H139ZM143 100V99H142ZM147 100V99H146ZM145 100V101H146ZM154 100V99H153ZM195 100V99H194ZM28 101V100H27ZM26 100L24 101V102H27ZM30 101V100H29ZM28 101V102H29ZM48 101V100H47ZM65 101V102H66ZM77 101V100H76ZM75 101V102H76ZM138 101V100H137ZM145 101L143 100V103H145ZM182 101L184 102V100H183V98H182ZM188 101H191V100H188ZM193 101V100H192ZM27 102V103H28ZM50 102V101H49ZM79 102V101H78ZM90 102H91V100H90ZM136 102V101H135ZM141 101H139V103H140ZM170 102H172V101H170ZM173 102H175V101H173ZM172 102V103H173ZM195 103H196V101H194ZM194 102H193V104H194ZM27 103H25V104H27ZM112 103V102H111ZM142 103V104H143ZM176 103V102H175ZM191 103V102H190ZM35 104H37V103H35ZM40 104V103H39ZM44 104H46L47 105V103H43V105ZM52 104H54L53 102H52ZM52 104H48V105H52ZM101 104V103H100ZM115 104V103H114ZM135 104V103H134ZM148 104V103H147ZM41 105V104H40ZM58 105V104H57ZM80 105L81 104H79V108H80ZM131 105H133V102H132V104ZM176 105V104H175ZM179 105H180V103H179ZM181 105H183V104H181ZM116 106V105H115ZM139 106H142V105H140L139 104ZM236 106H238L239 107V109H237V111L235 112L234 111V108L236 107ZM56 106H55V104H54V109L53 108H51V107H47V108H45L46 110H45V115H46V118H50V117H63V118H66L65 117V115H68L69 114V112L67 113V114H65L63 111V114H62V112H60V111H58V110H56V108H55ZM143 107V106H142ZM172 107V106H171ZM175 107V106H174ZM78 108V109H79ZM85 108H86V106H85ZM112 108H113V106L111 107V110H112ZM177 108V106L175 107V109ZM8 109V110H9ZM62 109H64V107L62 108ZM122 109V108H121ZM171 109H173V108H171ZM61 110V109H60ZM77 109L74 107V109H73V111H74V113H75V111H76ZM91 110H94V109H91ZM90 110V111H91ZM114 110V109H113ZM174 110V109H173ZM191 110V109H190ZM207 110V111H206ZM68 111V110H67ZM79 111H83V110H80L79 109ZM86 110H84V112H85ZM119 111V110H118ZM142 111V113H143V110H141ZM192 111V110H191ZM11 112V111H10ZM44 112V111H43ZM95 112V111H94ZM153 112V111H152ZM176 112V111H175ZM175 112H174V114H175ZM183 112V111H182ZM192 112H194V111H192ZM5 113V112H4ZM73 113V112H72ZM133 113V112H132ZM141 113V115H143ZM177 113V112H176ZM65 114V115H64ZM77 114V113H76ZM89 114H90V112H89ZM89 114H82V117H86V116H84V115H88L89 116ZM94 114V113H93ZM100 114V113H99ZM113 114V113H112ZM120 114H121V112H120ZM131 114V113H130ZM145 114V113H144ZM168 114V113H167ZM173 113H172V115H174ZM178 114H179V112H178ZM209 114V113H208ZM2 115V114H1ZM114 115V114H113ZM147 115V114H146ZM14 116V117H15ZM80 116H81V114H80ZM91 116V115H90ZM123 116V115H122ZM132 116V115H131ZM154 116V115H153ZM115 117V116H114ZM145 117V116H144ZM157 117V116H156ZM172 117V116H171ZM13 118V117H12ZM93 118V117H92ZM91 118V119H92ZM117 118V117H116ZM143 118V117H142ZM146 118V117H145ZM147 118H148V116H147ZM152 118V117H151ZM175 118V117H174ZM177 118V117H176ZM188 118V117H187ZM187 118H185V121H186V119ZM4 119H5V117H4ZM15 119H18V118H15ZM20 119V120H21ZM32 119V120H31ZM56 119V118H55ZM60 119V118H59ZM112 119H113V117H112ZM154 119V118H153ZM170 119H172V118H170ZM191 123H194L195 121H201L200 122V125H201V127H202V129H203V132H202V135H201V133L199 134V135H201V137H200V143H202L203 144V146H200L198 149H199V151H205L204 152V154H205V156H204V159L205 160H208V159H211L214 163H215V169H213L212 168V170H215L213 173H212V175L214 174V176L212 177V175L210 174H208L207 173V169H206V173H204V174H202L203 172H205V171H202V173H201V171H200V173H201V175H203V176H201V178L199 179L198 177H197V175L199 176V173L198 172H195L194 170H192L190 167H191V164H188L189 166H187L186 165V163L184 162L185 160L182 158V157H179L178 158V160H175L174 161V165L173 166H169L168 165V167L167 168H175V169H177V170H180V173L181 174H183L182 175V181L183 180H185V182H186V180H189V183H190V181L191 182H193L192 184H193V186L191 187V190L190 191H186V192H184V193H181V190L182 189H180L181 187H182V185H183V183H181V184H179V189H178V191H176L175 192V194L173 195V198L171 199V200H168L167 202H184V203H182L181 204V206H179L178 208H174L173 209V216H174V221L175 222H177V224L176 225H174V226H172V228L170 229L172 232H170V234H171V237L172 236H178L179 238H180V246H181V248L183 249V252H181V257L182 256H184V257H186V264H192V261L194 260H192V258H193V256H195V253L196 252H198V247H196L195 245L196 244H194V239L195 238H197V237H199V236H203L204 238H206V239H208V240H213V241H215V243L218 245V246H220V248L221 247H224V248H227V247H232V248H240L241 247V245H239V244H235L234 242H233V230L235 229V227H232L231 225H232V223L234 222V220H235V218H228L227 216H223V217H220V216H222V215H220V214H218V212H225V213H232L233 211L231 210V208H233L234 207V204L232 203L233 202V200H234V195L237 193V192H240V191H242L241 190V188H244L245 187V190L247 189V187H249L248 185H249V182H251V178H250V176H249V170H248V167H247V163H245V161L243 160V159H241L239 156L236 158V160L234 161V163H232L231 162V159H230V168H229V164H228V156H229V158H231V154H232V151L234 150V149H237L239 152H240V150H243V147H242V144L244 143V140L242 139V137H241V133L239 132V130H235V132L233 133V134H231V131L229 130V127H231V123H227L225 120H221V122H218L217 124H214V119H212L211 118V116L209 117V116H199V117H196V116H193V117H191ZM198 119V120H197ZM249 119V118H248ZM12 120V119H11ZM51 119H49V121H50ZM61 120H62V118H61ZM59 121V122H63V120L62 121ZM65 120V119H64ZM122 120V119H121ZM125 120H127L128 121V119H125ZM142 120V119H141ZM173 121L175 120V119H172ZM180 120V119H179ZM178 120V121H179ZM17 121V120H16ZM57 121V122H58ZM69 121V120H68ZM71 121V120H70ZM76 121H77V119H76ZM118 120H116V122H117ZM137 121V120H136ZM149 121H150V119H149ZM152 121V120H151ZM154 121V120H153ZM168 121H169V119H168ZM182 121V120H181ZM180 121V122H181ZM188 121H189V119H188ZM244 121H246L247 122V120H244ZM243 121V122H244ZM251 121V120H250ZM11 122V121H10ZM58 122V123H59ZM79 122V121H78ZM96 122V121H95ZM123 122V121H122ZM139 122V121H138ZM146 122H147V119H146ZM176 122H177V120H176ZM183 122V121H182ZM249 122V121H248ZM18 123V122H17ZM20 123V122H19ZM18 123V124H19ZM24 123H25V121H24ZM70 123V122H69ZM71 123H72V121H71ZM94 123V122H93ZM128 123H130L129 121H128ZM168 123V122H167ZM23 124V123H22ZM61 124H65V122H63V123H61ZM61 124L59 123V126H61ZM67 125H69L68 123H66ZM83 125H84V123H82ZM95 124V123H94ZM94 124H92V125H94ZM97 125H99V123L97 122L96 123ZM116 124V123H115ZM121 123L119 122L118 123V125H120ZM136 124H138V123H136ZM152 124V123H151ZM182 125H183V123H181ZM2 125V124H1ZM0 125V126H1ZM6 125V124H5ZM25 125V124H24ZM32 125V124H31ZM34 125V124H33ZM66 125V126H67ZM117 125V124H116ZM122 125V124H121ZM139 125V124H138ZM145 125H147V124H145ZM154 125H155V123H154ZM170 125H173V124H170ZM182 125H181V127H182ZM3 126V125H2ZM18 126H20L21 127V125H18ZM59 126H57L58 128H60ZM71 126V125H70ZM75 126V125H74ZM131 126V125H130ZM142 126V125H141ZM148 126H150L149 125V123H148ZM177 126V125H176ZM180 126V125H179ZM249 126V125H248ZM5 127V126H4ZM3 127V128H4ZM14 127H15V125H14ZM26 127V126H25ZM40 127V126H39ZM132 127H133V125H132ZM146 127V126H145ZM151 127V126H150ZM154 127V126H153ZM255 127V126H254ZM42 128V127H41ZM55 128V127H54ZM53 128V129H54ZM63 128H64V126H63ZM80 128V127H79ZM103 128V127H102ZM144 128V127H143ZM148 128V127H147ZM146 128V129H147ZM171 128V127H170ZM30 129H32V127H30ZM57 129V128H56ZM56 129H54L55 131H56ZM69 129H71V128H69ZM104 129V128H103ZM140 129V128H139ZM142 129V128H141ZM177 129V128H176ZM180 129H182V128H179L178 130H180ZM191 129V128H190ZM24 130V129H23ZM26 130V129H25ZM40 130V129H39ZM98 130H100V129H98ZM122 130H124V128L122 129ZM126 130V129H125ZM124 130V131H125ZM143 130V129H142ZM145 130V129H144ZM183 130V129H182ZM76 131V130H75ZM105 131V130H104ZM112 131V130H111ZM124 131H123V133H124ZM132 131H133V128H132ZM141 131V130H140ZM139 131V132H140ZM148 131V130H147ZM146 131V132H147ZM186 131V130H185ZM12 132V131H11ZM42 132V131H41ZM83 132V131H82ZM126 132H130V131H126ZM126 132H125V134H126ZM191 132V131H190ZM201 132V131H200ZM30 133V132H29ZM103 133H105V132H103ZM112 133V132H111ZM114 133V132H113ZM178 133V132H177ZM182 133V132H181ZM19 134V133H18ZM57 134V133H56ZM71 134V133H70ZM75 134H77V133H75ZM79 134V133H78ZM85 134H86V131H85ZM88 134V133H87ZM129 134V133H128ZM127 134V135H128ZM131 134V133H130ZM129 134V135H130ZM136 134H137V132H136ZM163 134H165V133H163ZM195 134V133H194ZM5 135V134H4ZM59 135V134H58ZM111 135V134H110ZM117 135V134H116ZM141 136V138H142V140H143V137L145 136V131L142 133V134H140ZM171 135V134H170ZM178 135H180V133H178ZM18 136V135H17ZM88 136V135H87ZM106 136H108L107 135V133H106ZM105 136V137H106ZM172 136V135H171ZM181 136V135H180ZM179 136V137H180ZM191 136H194V135H191ZM239 136V137H238ZM19 137H21V136H19ZM37 137V136H36ZM97 137V136H96ZM99 137H101V136H99ZM4 138V137H3ZM9 138H10V136H9ZM60 138V137H59ZM81 138V137H80ZM112 138V137H111ZM115 138V137H114ZM118 138V137H117ZM145 138V137H144ZM147 138V137H146ZM167 138V137H166ZM186 138H187V136H186ZM194 138V137H193ZM196 138H198V136H196ZM30 139V138H29ZM29 139H26L25 138V141L26 140H28L29 141ZM32 139V138H31ZM39 139V138H38ZM138 139H139V137H138ZM148 139L149 138H147L146 140L148 141ZM162 139V138H161ZM188 139L190 140L191 139V137L189 138L188 137ZM195 139V138H194ZM1 140H2V138H1ZM5 140V139H4ZM13 139H11L10 141L11 142H13L12 141ZM33 140V139H32ZM40 140V139H39ZM45 140V139H44ZM80 140V139H79ZM85 140V139H84ZM83 140V141H84ZM110 140H112V139H110ZM120 140V139H119ZM167 140H169V139H167ZM170 140H171V138H170ZM169 140V141H170ZM187 139H184L183 138V141H185V146H187L186 145V142L188 141H186ZM193 140V139H192ZM19 141V140H18ZM34 141V140H33ZM49 141H52V140H49ZM56 141V140H55ZM76 141V140H75ZM102 141V140H101ZM113 141V140H112ZM118 141V140H117ZM116 141V142H117ZM147 141H145L144 143H146ZM172 141H173V139H172ZM171 141V143H173ZM198 141H199V139H198ZM21 142V141H20ZM19 142V143H20ZM62 142V141H61ZM85 143H87V141H84ZM119 142V141H118ZM121 143H122V141H120ZM135 142V141H134ZM133 142V143H134ZM151 142V141H150ZM168 142V141H167ZM192 142V141H191ZM39 143V142H38ZM46 143V142H45ZM49 143V142H48ZM63 143V142H62ZM114 143V142H113ZM152 143V142H151ZM188 143V142H187ZM193 143H195L194 142V140H193ZM2 144V143H1ZM23 144V143H22ZM36 143L34 142V145H35ZM40 144V143H39ZM38 144V145H39ZM42 144V143H41ZM91 144V143H90ZM89 144V145H90ZM147 144H149L148 142H147ZM183 144H184V142H183ZM19 145H21V144H19ZM37 145V144H36ZM64 145V144H63ZM82 145V144H81ZM85 145V144H84ZM87 145V144H86ZM128 145V144H127ZM146 145V144H145ZM167 145H170L169 143H167ZM192 145V144H191ZM23 146V145H22ZM42 146H43V144H42ZM150 146V145H149ZM199 146V145H198ZM34 147V146H33ZM58 148L57 146H54V148ZM74 147V146H73ZM94 147H95V143H94ZM121 147V146H120ZM128 147V146H127ZM143 147V146H142ZM151 147V146H150ZM165 147V146H164ZM171 147H172V145H171ZM50 148H51V146H50ZM53 148V149H54ZM63 148H64V146H63ZM71 148V147H70ZM82 148V147H81ZM130 148V147H129ZM159 148V147H158ZM37 149V148H36ZM40 149V148H39ZM44 149V148H43ZM125 149H126V147H125ZM148 149V148H147ZM146 149V150H147ZM172 149V148H171ZM192 149V148H191ZM190 149V150H191ZM193 149H196V148H193ZM198 149H196V150H198ZM45 150V149H44ZM57 150V149H56ZM86 150V149H85ZM97 150V149H96ZM118 150V149H117ZM132 150H134V149H132L131 148V152H133ZM143 150H144V148H143ZM185 150H188V148L187 149H185ZM46 151V150H45ZM50 151V150H49ZM52 151V150H51ZM50 151V152H51ZM54 151H55V149H54ZM87 151V150H86ZM158 151V150H157ZM167 151H169L168 150V147H167ZM171 151V150H170ZM179 151V150H178ZM182 151V150H181ZM58 152V151H57ZM81 152H84V148H82V151ZM190 152H192V151H190ZM195 152V151H194ZM4 153V152H3ZM42 154H41V157H42V155H43V152H41ZM53 153H55V152H53ZM78 153H79V151H78ZM84 153H86V152H84ZM96 152H94V154H95ZM98 153V152H97ZM100 153V152H99ZM117 153H118V151H117ZM134 153H135V150H134ZM148 153V152H147ZM196 153H198V152H196ZM31 154H33V153H31ZM47 154L49 155V153H48V151H47ZM46 154V155H47ZM57 154H59V153H57ZM61 154V153H60ZM120 154V153H119ZM123 154V153H122ZM125 154V153H124ZM174 154V153H173ZM178 153H176V155H177ZM88 155V154H87ZM146 156H147V154H145ZM145 155H144V157H145ZM176 155H174V157L176 156ZM23 156V155H22ZM32 156V155H31ZM54 156V155H53ZM76 156V155H75ZM82 156H83V154H82ZM94 156V155H93ZM121 156H123V155H121ZM136 156V155H135ZM141 157H142V155H140ZM33 157V156H32ZM47 157V156H46ZM63 157V156H62ZM127 157V156H126ZM125 157V158H126ZM139 157V156H138ZM148 157H149V155H148ZM151 157V156H150ZM43 158V157H42ZM41 158V159H42ZM53 159H54V157H52ZM97 158H98V155H97ZM28 159H31V158H28ZM34 159V158H33ZM49 159V158H48ZM80 159H81V155H80ZM79 159V160H80ZM87 159V158H86ZM95 159H96V157H95ZM102 159V158H101ZM110 159H112V158H110ZM144 159H147V158H144ZM190 159V158H189ZM224 159H226L227 160V165L224 163ZM38 160V162H39V159H37ZM58 160V159H57ZM56 160V161H57ZM60 160V159H59ZM66 160V159H65ZM91 160V159H90ZM96 160H98V159H96ZM106 160V159H105ZM125 160H128V157H127V159H125ZM147 160H150L149 158L147 159ZM147 160H145V162L147 161ZM191 160V159H190ZM24 161H26V160H24ZM53 161V160H52ZM94 161V160H93ZM133 161H135V160H133ZM157 161H159V159L157 160ZM196 161H199V162H202V160H196ZM37 162V163H38ZM45 162V161H44ZM66 162V161H65ZM81 162V161H80ZM87 162V161H86ZM85 162V163H86ZM106 162V161H105ZM104 162V163H105ZM124 162V161H123ZM122 162V163H123ZM126 162V161H125ZM136 162H138V161H136ZM136 162H135V165H136ZM213 162H211L210 161V163H211V165H212V163ZM88 163V162H87ZM92 163H94V165H97V164H95V162H92ZM130 163V162H129ZM134 163V162H133ZM132 163V164H133ZM150 163V162H149ZM190 163V162H189ZM191 163H193L194 164V162H192L191 161ZM196 163V162H195ZM15 164V163H14ZM39 164V163H38ZM57 164V163H56ZM125 164V163H124ZM138 164H139V162H138ZM156 164H157V162L155 163V165H152L153 167H150V168H154V170H153V172L154 171H156L155 170V168H157V172L159 171V169H158V167H161V166H157V167H155L156 166ZM209 164V163H208ZM26 165V164H25ZM58 165V164H57ZM86 165V164H85ZM90 165H91V163H90ZM93 165V166H94ZM123 165V164H122ZM126 165V164H125ZM125 165H124V167H125ZM210 165V166H211ZM15 166V165H14ZM59 166V165H58ZM89 166V165H88ZM87 166V167H88ZM92 166V168H94ZM114 166V165H113ZM138 166V165H137ZM141 166V165H140ZM140 166H138V169L137 170H139V168H140ZM194 165H192V167H193ZM5 167V166H4ZM61 167V166H60ZM66 167V166H65ZM68 167H69V164H68ZM115 167H116V165H115ZM127 167H128V164H127ZM207 167V166H206ZM206 167H204V168H206ZM71 168V167H70ZM77 168V167H76ZM92 168H91V170H92ZM96 169H97V167H95ZM122 168V167H121ZM135 168V167H134ZM137 168V167H136ZM135 168V169H136ZM209 168H211V167H209ZM9 169V171L11 170V168H8ZM7 169V170H8ZM26 169H27V167H26ZM28 169H31V168H29L28 167ZM28 169H27V171H28ZM61 169H63V168H61ZM71 169H73V168H71ZM89 169H90V167H89ZM117 169V168H116ZM115 168H114V170H116ZM134 169V170H135ZM194 169V168H193ZM202 169V168H201ZM19 170V169H18ZM56 170V169H55ZM70 170V169H69ZM99 170V169H98ZM114 170H113V172H114ZM123 170V169H122ZM125 170H126V168H125ZM133 170V171H134ZM161 170V169H160ZM176 170V171H177ZM211 170V171H212ZM12 171V170H11ZM16 171V170H15ZM14 171V172H15ZM36 171V170H35ZM58 171V170H57ZM93 171V170H92ZM96 170H94V172H92V173H97V171L95 172ZM101 173H103L101 170H99ZM98 171V172H99ZM117 171V170H116ZM115 171V172H116ZM136 171V170H135ZM143 171V170H142ZM171 171H172V169H171ZM211 171H210V173H211ZM52 171H50V173H51ZM125 172V171H124ZM123 172V173H124ZM130 172V171H129ZM139 171H137V173H138ZM140 172H141V168H140ZM157 172H156V174H157ZM169 172V171H168ZM209 172V171H208ZM40 173V172H39ZM71 173H73L72 171H71ZM133 173V172H132ZM163 173H164V171H163ZM166 173V172H165ZM171 173V172H170ZM173 173V172H172ZM21 174V173H20ZM46 174H48V173H46ZM100 174V173H99ZM116 174V173H115ZM120 174V173H119ZM126 174V173H125ZM130 174V173H129ZM139 174V173H138ZM169 174V173H168ZM16 175H18V174H16ZM32 175V174H31ZM40 175V174H39ZM74 175V174H73ZM82 175H84V174H82ZM93 175V174H92ZM91 175V176H92ZM96 175V174H95ZM102 175V174H101ZM100 175V176H101ZM106 175H107V173H106ZM120 175H122V174H120ZM157 175H159V174H157ZM161 175V174H160ZM11 176H13V175H11ZM37 176V175H36ZM90 176V177H91ZM103 176H105V175H103ZM119 176V175H118ZM129 176V175H128ZM141 177L143 176V174L142 175H140ZM162 176V175H161ZM169 176H170V174H169ZM199 176V177H200ZM1 177V176H0ZM15 177V176H14ZM32 177V176H31ZM48 177V176H47ZM87 177V176H86ZM160 177V176H159ZM163 177H164V175H163ZM18 178V177H17ZM52 178H53V176H52ZM55 178V177H54ZM92 179H93V177H91ZM121 179L122 178H124V177H120ZM126 178V177H125ZM124 178V179H125ZM134 178V177H133ZM166 178V177H165ZM15 179V178H14ZM19 179V178H18ZM18 179H17V183H18ZM76 179V178H75ZM91 179V183H92V180ZM99 179H102L101 177H99ZM104 179V178H103ZM112 179H113V177H112ZM162 179V178H161ZM173 179V178H172ZM175 179V178H174ZM7 180V179H6ZM110 180H111V178H110ZM120 180V179H119ZM126 180V179H125ZM142 180H144V179H142ZM168 180H169V177H168ZM175 180H177V179H175ZM12 181H13V177H12ZM21 181V180H20ZM56 181V180H55ZM89 181H90V179H89ZM96 181V180H95ZM102 181V180H101ZM104 181V180H103ZM107 181H108V179H107ZM158 181V180H157ZM35 182H36V180H35ZM78 182V181H77ZM86 182H88V181H86ZM98 182H100V181H98ZM105 182H106V180H105ZM104 182V183H105ZM131 182V181H130ZM144 182V181H143ZM146 182V181H145ZM160 182V181H159ZM173 182V181H172ZM184 182V183H185ZM12 183V182H11ZM102 183V182H101ZM107 183V182H106ZM105 183V184H106ZM136 183V182H135ZM142 183V182H141ZM151 183V182H150ZM149 183V184H150ZM157 183V182H156ZM189 183H186V184H189ZM117 178L115 179H113L112 180V182L110 183L109 182V184L107 185V186H105V188L106 189H104V193L106 194V197H105V201H108L109 200V198L113 195V192H114V190H115V188H116V186H117ZM124 184H126V182L124 181ZM144 184V183H143ZM147 184V183H146ZM148 184V185H149ZM191 184V183H190ZM189 184V185H190ZM9 185V184H8ZM15 185V184H14ZM20 185V184H19ZM23 185H24V183H23ZM35 185V184H34ZM57 185V184H56ZM59 185V184H58ZM58 185H57V187H58ZM89 185H91V184H89ZM88 185V186H89ZM92 185H94V183L92 184ZM123 185V184H122ZM122 185H119L120 187L122 186ZM138 185H140V184H137V186H136V188L134 189V187L132 186V188H133V190H138L139 191V189H137L138 188ZM145 185V184H144ZM151 185V184H150ZM60 186V185H59ZM63 186V185H62ZM65 186V185H64ZM63 186V187H64ZM85 186V185H84ZM87 186V187H88ZM101 186V185H100ZM104 186V185H103ZM101 187V188H104V187ZM187 186V185H186ZM191 186V185H190ZM5 187V186H4ZM43 187V186H42ZM119 187V188H120ZM126 187H128V186H126ZM145 187H146V185H145ZM148 187V186H147ZM151 187V186H150ZM159 187V185L157 186V188ZM184 187V186H183ZM60 188H62V187H60ZM90 188V187H89ZM96 188V187H95ZM100 188V187H99ZM98 188V191L99 190H101V188L99 189ZM118 188V189H119ZM123 188V187H122ZM122 188L120 189L121 191H122ZM124 188H125V185H124ZM131 188V189H132ZM57 189V188H56ZM91 189H93V187L91 188ZM128 189H129V187H128ZM149 189V188H148ZM184 189V188H183ZM106 190V191H105ZM142 190V189H141ZM185 190H186V187H185ZM37 191H39V189L37 190ZM59 191H61V190H59ZM117 191V190H116ZM115 191V192H116ZM121 191H118L119 192V196H120V192ZM127 191V190H126ZM138 191H136V192H138ZM150 191H151V189H150ZM149 191V192H150ZM4 192V191H3ZM65 192V191H64ZM93 192H94V190H93ZM100 192V191H99ZM103 192H102V194H103ZM122 192H124V191H122ZM122 192H121V194H122ZM140 192V191H139ZM138 192V193H139ZM142 192H144L145 193V190L144 191H142ZM141 192V193H142ZM182 192H183V190H182ZM1 193V192H0ZM128 193V192H127ZM126 193V194H127ZM143 193V194H144ZM48 194V193H47ZM62 194V193H61ZM92 195H93V193H91ZM96 194H97V192H96ZM123 194H125V192L123 193ZM123 194H122V196H123ZM125 194V195H126ZM137 194V193H136ZM135 194V195H136ZM140 194V193H139ZM225 194H227V197L228 198H225ZM229 194V195H228ZM3 195H4V193H3ZM10 195H11V193H10ZM43 195V194H42ZM64 195V194H63ZM66 195V194H65ZM101 195V194H100ZM115 195V194H114ZM124 195V196H125ZM130 195V194H129ZM145 195V194H144ZM157 195V194H156ZM168 195V194H167ZM13 196H15V194L13 195ZM67 196V195H66ZM74 196V195H73ZM137 196V195H136ZM136 196H135V198H136ZM139 196V195H138ZM141 196H142V194H141ZM160 196V195H159ZM16 197V196H15ZM41 197V196H40ZM76 197V196H75ZM128 197V196H127ZM145 197H146V195H145ZM157 197V196H156ZM160 197H162V196H160ZM166 197V196H165ZM9 198L11 199V197L9 196ZM9 198L7 197L6 199H8L9 200ZM18 197H16V199H17ZM20 198V197H19ZM77 198V197H76ZM123 198V197H122ZM143 198V197H142ZM148 198V197H147ZM159 198V197H158ZM13 199H14V197H13ZM31 199V198H30ZM77 199H79V198H77ZM81 199V198H80ZM121 199V198H120ZM125 199V198H124ZM123 199V200H124ZM130 199H131V196H130ZM146 199V198H145ZM157 199V198H156ZM164 199V198H163ZM29 200V199H28ZM42 200V199H41ZM66 200V199H65ZM122 200V199H121ZM122 200V201H123ZM137 200V199H136ZM149 200V199H148ZM17 202H20V201H18V199L16 200ZM75 201V200H74ZM103 201V200H102ZM112 200H110V202H111ZM125 201V200H124ZM139 201H141V200H139ZM145 201V200H144ZM24 202V201H23ZM30 202V201H29ZM79 202V201H78ZM119 202V201H118ZM125 202H127V201H125ZM161 202V201H160ZM163 202V201H162ZM197 202H199V204L197 203ZM200 202H227L228 203V205H226V206H224L225 208H223V206L222 205H217V207H216V209H212L213 207L211 206V208L210 209H206V210H208L209 212H207L206 211V213L205 214H203V212H202V210H201V208H200V205H202ZM261 202H264V198L262 199V201ZM14 203V202H13ZM113 203V202H112ZM112 203H110V204H112ZM123 203V202H122ZM122 203H121V205H122ZM42 204H43V202H42ZM106 204H107V202H106ZM108 204H109V201H108ZM107 204V205H108ZM125 204V203H124ZM214 204V203H213ZM262 204V203H261ZM16 205V204H15ZM100 205H102V204H100ZM143 205V204H142ZM215 205V204H214ZM19 206V205H18ZM45 206V205H44ZM103 206V205H102ZM127 206H129V204L127 205ZM139 206V205H138ZM144 206V205H143ZM150 206V205H149ZM207 206V205H206ZM220 206H222V207H220ZM43 207V206H42ZM131 207H133V206H131ZM134 207H137V206H134ZM157 207V206H156ZM21 208V207H20ZM44 208V207H43ZM110 208H112V207H109V209ZM144 208H146L145 206H144ZM154 208V207H153ZM41 209V208H40ZM102 210L101 208H98V210ZM107 209H108V207H107ZM108 209V210H109ZM113 209V208H112ZM112 209H110L111 210V215H112V212H116V211H114V210H112ZM134 209V208H133ZM22 210V209H21ZM44 210V209H43ZM42 210V211H43ZM99 210V211H100ZM124 210V209H123ZM137 210V209H136ZM136 210L134 209V211L136 212ZM154 210V209H153ZM25 210H23V211H21V212H24ZM138 211V210H137ZM143 211V210H142ZM150 211V210H149ZM38 212V211H37ZM67 212V211H66ZM101 212V211H100ZM100 212H99V214H100ZM103 212V211H102ZM110 212V211H109ZM133 212V211H132ZM18 215H19V217H21L20 215H21V213L19 214L18 213V211L16 212ZM42 213V212H41ZM68 213V212H67ZM17 214H16V216H17ZM24 214H26V211H25V213ZM43 214H45V213H43ZM114 214V213H113ZM135 214V213H134ZM148 214H149V212H148ZM223 215H224V213H222ZM233 214V213H232ZM46 215V214H45ZM100 215H103V214H100ZM110 215V214H109ZM153 215V214H152ZM15 216V215H14ZM96 216V215H95ZM94 216V217H95ZM98 216V215H97ZM133 216V215H132ZM139 216H140V213H139ZM139 216H135V217H139ZM142 216V215H141ZM18 217V216H17ZM38 217H39V215H38ZM99 217V216H98ZM104 217V216H103ZM23 218V217H22ZM39 218H41V217H39ZM57 218V217H56ZM100 219H101V217H99ZM18 219V218H17ZM27 219V218H26ZM26 219L24 218V220L26 221ZM44 219H45V217H44ZM103 219V218H102ZM134 219V218H133ZM139 219V218H138ZM19 220V219H18ZM20 220H22L21 218H20ZM43 220V219H42ZM36 222H37V219L35 220ZM41 221V219L39 220V222ZM50 221V220H49ZM67 221H68V218H67ZM99 221H102V223H103V220H99ZM122 222H125V221H122ZM184 222H186L185 223V225H184ZM43 223V222H42ZM65 223V222H64ZM97 223V222H96ZM26 224H27V221H26ZM43 224H45V222L43 223ZM42 224V225H43ZM132 224V223H131ZM35 225V224H34ZM47 225H48V223H47ZM65 225V224H64ZM64 225H62V226H64ZM100 225H101V222H100ZM105 225H106V223H105ZM105 225H103V226H105ZM122 225H123V223H122ZM127 225V224H126ZM36 226V225H35ZM35 226H30L31 228L33 227H35ZM44 226H46V225H44ZM98 226V225H97ZM27 227H29V225L27 224ZM106 227V226H105ZM107 227H108V225H107ZM122 227V226H121ZM124 227V226H123ZM123 227L121 228V230L123 229ZM136 227V226H135ZM47 228V227H46ZM91 228V227H90ZM96 228V227H95ZM104 228V227H103ZM113 228V227H112ZM111 228V229H112ZM125 228V227H124ZM139 228V227H138ZM115 229V228H114ZM32 230H36V228L35 229H32ZM49 230V229H48ZM95 229H93V231H94ZM170 230H168V231H170ZM51 231H53V229L51 230ZM60 231V230H59ZM64 232L66 231V230H63ZM62 231V232H63ZM87 231V230H86ZM90 231V230H89ZM88 231V232H89ZM166 231V230H165ZM86 233L87 232H85V234H84V232L82 233V234H84V235H86ZM53 234V233H52ZM51 234V235H52ZM60 234V233H59ZM58 234V235H59ZM62 234V233H61ZM65 234V233H64ZM88 234V233H87ZM6 235V234H5ZM55 235V237L56 236H58V235H56V234H54ZM92 235V234H91ZM91 235H89L90 237H91ZM6 236H8V235H6ZM63 236V235H62ZM82 236V235H81ZM98 236V235H97ZM128 236V235H127ZM1 237V236H0ZM53 237V236H52ZM58 237H60V236H58ZM63 237H65V236H63ZM83 237V236H82ZM123 237V236H122ZM57 238V237H56ZM84 238H85V236H84ZM83 238V239H84ZM1 239V238H0ZM65 239V238H64ZM82 239V240H83ZM86 239V238H85ZM84 239V240H85ZM127 239H129V237H127ZM21 240H23V239H21ZM44 240V239H43ZM80 240H81V237H80ZM81 240V241H82ZM144 240V239H143ZM204 240V239H203ZM6 241V240H5ZM9 241V240H8ZM61 241H62V239H61ZM80 241V242H81ZM128 241V240H127ZM242 241V240H241ZM7 242V241H6ZM22 242H24L23 244L24 245H26V243L27 242H25V241H22ZM45 242V241H44ZM47 242V241H46ZM52 242H54L53 240H52ZM60 242V241H59ZM85 242V241H84ZM1 243V242H0ZM33 243V242H32ZM43 243V242H42ZM2 244V243H1ZM4 244V243H3ZM39 244V243H38ZM52 244V243H51ZM54 244V243H53ZM58 244V243H57ZM201 244H204V243H201ZM23 245V246H24ZM35 245H37L36 243H35ZM55 245V244H54ZM87 245V244H86ZM90 245V244H89ZM138 245H140V244H138ZM138 245H136V246H138ZM171 245V244H170ZM6 246H7V244H6ZM27 246V245H26ZM30 246V245H29ZM84 246V245H83ZM88 246V245H87ZM135 246V247H136ZM194 246L196 247L195 249H194ZM214 246V245H213ZM25 247V246H24ZM31 247H33V246H31ZM78 247H79V244H78ZM89 247V246H88ZM101 247H103V246H101ZM8 248H10V247H8ZM7 248V249H8ZM20 248H22V247H20ZM127 248V247H126ZM134 248V247H133ZM85 249H87V247L85 248ZM147 249V248H146ZM170 249V248H169ZM202 249V248H201ZM201 249H199V251L201 250ZM208 249V248H207ZM222 249V248H221ZM231 249V248H230ZM4 249L2 248V251H3ZM12 250V249H11ZM15 250V249H14ZM40 251H41V249H39ZM83 250V249H82ZM104 250V249H103ZM148 250V249H147ZM147 250H145V251H147ZM179 250V249H178ZM195 250H196V252H195ZM219 250V249H218ZM233 250V249H232ZM85 251V250H84ZM172 250L170 249V252H171ZM174 251V250H173ZM182 251V250H181ZM223 251V250H222ZM222 251H220L219 253H221ZM4 252V251H3ZM8 252H10V251H8ZM13 252V251H12ZM81 252V251H80ZM80 252H78V253H80ZM96 252V251H95ZM121 253L120 254H122V251H120ZM150 252V251H149ZM165 252H167V251H165ZM169 252V251H168ZM179 251H177L176 253H178ZM201 252V251H200ZM228 252V251H227ZM236 252H237V250H236ZM1 253V252H0ZM5 253V256H7L6 255V252H4ZM11 253V252H10ZM18 253V252H17ZM16 253V254H17ZM41 253H43V252H41ZM99 252H96V254H98ZM106 252H104L103 254H105ZM199 253V252H198ZM237 253H239V251L237 252ZM2 254V253H1ZM14 254V253H13ZM35 254V253H34ZM44 254V253H43ZM43 254H41V255H43ZM76 254H77V251H76ZM86 254V253H85ZM101 254V253H100ZM175 254V253H174ZM179 254V253H178ZM202 254V253H201ZM201 254H200V256H196V257H201ZM222 254L224 255V253L222 252ZM222 254H220V255H222ZM233 254V253H232ZM235 254V253H234ZM19 255V254H18ZM37 255V254H36ZM45 255V254H44ZM43 255V256H44ZM107 255V254H106ZM112 255V254H111ZM186 255V256H185ZM196 255H199V254H196ZM219 254H217V256H218ZM2 256V258H3V255H1ZM0 256V257H1ZM78 256V255H77ZM76 256V257H77ZM97 256V255H96ZM109 256V255H108ZM180 256V255H179ZM216 255H215V257H217ZM228 256V255H227ZM233 256V255H232ZM236 256V255H235ZM8 257L9 256H7V258H5V259H7V260H9L8 259ZM17 257V256H16ZM16 257H14V258H16ZM37 257V256H36ZM40 257V256H39ZM46 257V256H45ZM149 257H150V255H149ZM175 257V256H174ZM13 258V259H14ZM43 258V257H42ZM75 258V257H74ZM153 258V257H152ZM176 258V257H175ZM212 258V257H211ZM217 258H219V256L217 257ZM222 258V257H221ZM225 258V257H224ZM237 259H238V256L236 257ZM240 258V257H239ZM4 259V258H3ZM11 259V258H10ZM17 259V258H16ZM149 259V258H148ZM177 259V258H176ZM183 259V258H182ZM208 259H210V258H208ZM220 259V258H219ZM223 259V258H222ZM222 259H221V261H222ZM235 259V258H234ZM236 259V260H237ZM240 259H242V258H240ZM75 260H76V258H75ZM185 260L183 261V263L185 262ZM225 260V259H224ZM231 261H233V263H231V261L229 262V260L227 261V260H225V261H227V262H229V264L231 263V264H235V262H237L236 260H233V259H230ZM243 261H244V259H242ZM242 260H240L241 262H242ZM177 261V260H176ZM239 261V260H238ZM6 262V260L4 261V263ZM9 262H10V260H9ZM8 262V263H9ZM16 262H18V264H19V262H20V260H18V261H16ZM194 262V261H193ZM203 262V261H202ZM206 262H207V260H206ZM240 262V263H241ZM7 263V264H8ZM74 264L76 263V262H73ZM97 263H99V262H97ZM208 263V262H207ZM240 263H238V264H240ZM2 264V263H1ZM6 264V263H5ZM15 264V263H14ZM21 264V263H20ZM78 264V263H77ZM153 264V263H152ZM182 264V263H181ZM237 264V263H236Z\"/></svg>",
  "mask_w": 264,
  "mask_h": 264
}]
</instances>
